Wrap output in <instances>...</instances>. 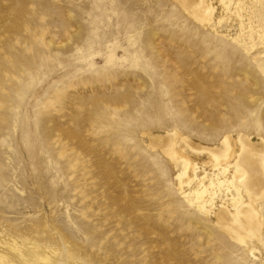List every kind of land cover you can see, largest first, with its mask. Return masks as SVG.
Returning a JSON list of instances; mask_svg holds the SVG:
<instances>
[{
    "label": "rangeland",
    "instance_id": "obj_1",
    "mask_svg": "<svg viewBox=\"0 0 264 264\" xmlns=\"http://www.w3.org/2000/svg\"><path fill=\"white\" fill-rule=\"evenodd\" d=\"M241 6L204 27L176 0H0V243L56 264H264V244L253 256L193 207L149 144L261 145L264 45L247 24L264 0Z\"/></svg>",
    "mask_w": 264,
    "mask_h": 264
},
{
    "label": "bare ground",
    "instance_id": "obj_2",
    "mask_svg": "<svg viewBox=\"0 0 264 264\" xmlns=\"http://www.w3.org/2000/svg\"><path fill=\"white\" fill-rule=\"evenodd\" d=\"M176 1L204 27L220 24L226 15L233 12L241 15L242 0H218L224 14L221 16L217 15L218 6L213 0ZM232 5H235L234 11ZM247 25L252 41L257 35L264 45V21L255 25L250 21ZM247 25L242 21L241 30L246 29ZM254 47L255 44H252L251 49ZM254 60L259 71L264 74V50ZM160 135L149 136V144L159 146L165 156L180 166L176 180L183 197L198 211L213 217L218 227L232 240L251 244V254L259 257L255 245L264 244V140L259 141L261 145L257 147L258 142L255 143L250 135L240 132L236 136L225 135L216 146H204L196 145L192 139L177 131ZM190 152L196 156L205 153L206 160L203 156L204 160L197 161ZM16 239L9 246L8 241L0 243V264H56L50 254H58L57 251L45 254L41 246L31 243L29 247V243L26 244L22 239L15 243ZM49 260L52 263H48ZM64 260L66 263L62 261L63 264H78L69 255Z\"/></svg>",
    "mask_w": 264,
    "mask_h": 264
}]
</instances>
